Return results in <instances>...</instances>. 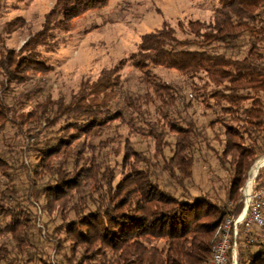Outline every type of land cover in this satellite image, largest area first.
Segmentation results:
<instances>
[{
	"label": "trees",
	"instance_id": "1",
	"mask_svg": "<svg viewBox=\"0 0 264 264\" xmlns=\"http://www.w3.org/2000/svg\"><path fill=\"white\" fill-rule=\"evenodd\" d=\"M27 1L0 0V18ZM108 2L55 0L18 48L7 40L26 27L24 17L0 22V264H51V243L35 226L31 200L43 203L41 218L64 200L53 216L61 224L43 221L50 235L63 237L56 239L61 264H208L226 215L242 207L248 169L264 156V0H211L207 18L163 22L142 34L135 51L91 85L46 93L48 54L66 43L74 20ZM126 65L141 72L147 92L121 82ZM155 67L173 69L181 80L150 81ZM151 105L158 116L146 133L157 142L164 126L174 134L158 148V170L173 179L171 190L142 160L143 168L102 198L100 186L86 179L97 177L105 153L90 149L119 137L116 119L134 127L131 112L139 122L153 117L140 111ZM199 167L207 179L193 193ZM257 178L259 186L264 169ZM63 241L71 243L67 250ZM238 244L240 264H264V243Z\"/></svg>",
	"mask_w": 264,
	"mask_h": 264
},
{
	"label": "rangeland",
	"instance_id": "2",
	"mask_svg": "<svg viewBox=\"0 0 264 264\" xmlns=\"http://www.w3.org/2000/svg\"><path fill=\"white\" fill-rule=\"evenodd\" d=\"M210 2L211 0H109L108 4L103 8L85 12L73 21V28L66 36V43L59 47L57 51L48 54L49 62L53 69L41 76L45 92L51 93L55 97L59 93L68 95L71 91H76L82 84L91 85V82L99 77L103 68L112 67L135 51L136 44L142 34L158 28L163 22L176 26L180 21L207 18L211 11ZM54 3L55 0H28L27 4L21 5L18 9H11L3 13L0 22L16 16L24 17L26 22V27L22 31L14 32L7 40V44L18 48L29 33L40 28L45 14L53 7ZM152 70L154 77L150 76V81L159 79L161 82L175 85L181 80L180 74L173 69L155 67ZM140 75V71L130 65H126L120 71L119 78H121V82L127 83L126 85L129 86L131 91L135 92L139 89L141 91L144 90L140 93H145L148 88L140 83ZM137 95L139 96V94ZM152 106L140 107V111L143 112L144 108H146L153 115L154 107ZM131 114V120L135 124L134 127L122 125V121L116 119L113 124H118L116 132L119 133V137L116 136L112 142L102 143L105 146L104 148L93 146L89 151V153L92 152V155L94 154L93 152H96L97 156H99V152L105 153L103 161L98 167L99 173L97 177L95 174L93 178L86 179L90 184H96L97 190L100 186V194L104 195L102 198L107 197L106 192L109 188L113 191L121 183L123 175L128 174L131 170L143 168L144 162L142 160L149 161V163L153 164V168L160 172L158 169L163 161L158 148L164 149L166 145L171 144L172 135L174 134L171 133L167 126L161 128L166 132L161 142L155 141L146 133L150 123L154 119L156 120L158 115L154 114L153 117L145 115L148 118L147 121L139 122L135 120L138 115L134 114V112H131ZM103 139L104 135L101 137V140ZM88 142L89 139L86 142L89 145ZM123 155L124 158H122ZM263 157L261 156L254 160L248 169L246 180L242 187V199L246 183L252 181L253 186L258 187L260 181L257 175L264 169V164L258 167L256 175H252L251 172L254 164L261 159L264 160ZM97 159L99 160L100 157ZM22 161L28 165V160L25 157ZM162 173H158L161 179L160 186L166 190H171L168 182H173V179L166 177ZM205 179H207L205 170L199 167L195 175V181L197 182L193 181L194 184L189 183L193 187L191 190L195 191L193 193L199 192V187L196 184L204 186ZM100 194H95V198L99 197ZM63 201L52 202L54 208L48 211L49 218H41L43 213L39 205L40 202L31 200V204L36 210L35 226L40 230L42 238L51 243L48 256L51 264H61V258L64 257V253L62 250H58L56 239L57 237H63L59 233L56 235L57 237L50 235L46 228L47 225L43 221L48 219V222L52 220L53 225L61 224V220L53 216L58 215ZM40 204L43 205V203ZM60 244L67 250L71 243L63 241ZM80 246L77 249L79 253L83 250V245ZM254 248L252 246V250ZM70 254L69 252L68 256ZM240 258V255L238 257L237 247V264H240Z\"/></svg>",
	"mask_w": 264,
	"mask_h": 264
},
{
	"label": "built area",
	"instance_id": "3",
	"mask_svg": "<svg viewBox=\"0 0 264 264\" xmlns=\"http://www.w3.org/2000/svg\"><path fill=\"white\" fill-rule=\"evenodd\" d=\"M240 238L245 245L264 243V182L258 187L252 181L246 183L242 207L237 213L226 215L211 247L208 264H237Z\"/></svg>",
	"mask_w": 264,
	"mask_h": 264
},
{
	"label": "bare ground",
	"instance_id": "4",
	"mask_svg": "<svg viewBox=\"0 0 264 264\" xmlns=\"http://www.w3.org/2000/svg\"><path fill=\"white\" fill-rule=\"evenodd\" d=\"M263 162H264V160L261 159V160L257 161V162L254 164V166H253V168H252V172H251L252 175L256 174L258 167L261 166V165L263 164ZM249 182H250V181H249Z\"/></svg>",
	"mask_w": 264,
	"mask_h": 264
},
{
	"label": "water",
	"instance_id": "5",
	"mask_svg": "<svg viewBox=\"0 0 264 264\" xmlns=\"http://www.w3.org/2000/svg\"><path fill=\"white\" fill-rule=\"evenodd\" d=\"M264 158V157H263Z\"/></svg>",
	"mask_w": 264,
	"mask_h": 264
}]
</instances>
